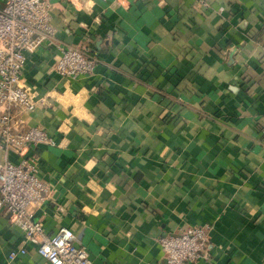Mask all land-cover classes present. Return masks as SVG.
Segmentation results:
<instances>
[{"label": "crops", "instance_id": "0c3cea01", "mask_svg": "<svg viewBox=\"0 0 264 264\" xmlns=\"http://www.w3.org/2000/svg\"><path fill=\"white\" fill-rule=\"evenodd\" d=\"M50 15L21 69L36 104L17 128L54 140L27 152L47 185L32 219L72 230L90 264H166L157 237L193 225L209 241L192 264H264V0H52ZM60 47L93 71L60 75ZM0 264H50L2 209Z\"/></svg>", "mask_w": 264, "mask_h": 264}, {"label": "built area", "instance_id": "2783aa9c", "mask_svg": "<svg viewBox=\"0 0 264 264\" xmlns=\"http://www.w3.org/2000/svg\"><path fill=\"white\" fill-rule=\"evenodd\" d=\"M200 2L204 0H199ZM52 0H0V210L23 230L26 241L35 244L37 253L50 264H90L84 245L74 242V234L61 226L53 234L44 232L39 220L28 209L42 199L47 190L37 175V162L27 154L30 145L53 144L54 140L40 126L17 128L19 115L36 104L31 86L21 82L25 51L35 50L54 34L50 7ZM96 58L75 48L60 47L55 70L76 79L90 74ZM18 159L11 161L8 152ZM166 264H192L208 246V226L193 225L177 234L158 236ZM12 249L8 257L25 253Z\"/></svg>", "mask_w": 264, "mask_h": 264}]
</instances>
